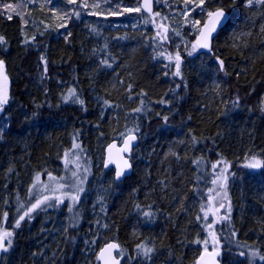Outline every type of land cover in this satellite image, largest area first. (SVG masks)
<instances>
[{
    "label": "trees",
    "instance_id": "obj_1",
    "mask_svg": "<svg viewBox=\"0 0 264 264\" xmlns=\"http://www.w3.org/2000/svg\"><path fill=\"white\" fill-rule=\"evenodd\" d=\"M98 2L109 4L0 0L10 96L0 109V228L11 233L1 264H97L109 240L119 242L122 264H195L209 247L203 202L212 182L200 179L202 161L237 167L264 155V4L195 5L190 16L199 25L218 7L230 18L211 51L188 48L194 31L184 38L177 75L152 16L88 12ZM10 5L19 13L5 10ZM174 7L168 22L180 1ZM130 132L138 136L133 172L115 182L103 150ZM75 140L91 175L74 210L63 201L20 220L32 205L34 176L58 174ZM227 191L231 209L215 227L222 264H264V164L236 169Z\"/></svg>",
    "mask_w": 264,
    "mask_h": 264
},
{
    "label": "rangeland",
    "instance_id": "obj_2",
    "mask_svg": "<svg viewBox=\"0 0 264 264\" xmlns=\"http://www.w3.org/2000/svg\"><path fill=\"white\" fill-rule=\"evenodd\" d=\"M107 1L109 4H105V7H103L100 2H98V5L90 7H93L95 10H101L103 13L112 12L115 15H131L134 17L138 16L139 11H137V9L141 11L139 0ZM178 1H180V7L177 9V12H180V14H176L174 16L176 18L175 20L172 18V16L171 18L169 17L171 22H168L166 18L168 17L167 12L176 10L174 5L177 4ZM81 2H87V0H81ZM155 5L158 6L159 12H154L151 23L155 28V32L159 41L163 43L164 48L162 49V52H164V54L170 60L173 59V61L177 64V49H186V43L184 45L182 44V42L185 41L184 38H187L188 35L193 31L196 34L200 26L198 19H196L195 16H190L192 13L191 11L195 9V5L198 7L200 6V0H155ZM169 5H171L172 8H169ZM10 6L11 8L6 7L5 10H8L11 13H16L15 11L18 12V8L16 9L14 5ZM19 9L21 8L19 7ZM165 25L169 26V31H166L167 28L164 27ZM171 35L174 39H176V41L172 40L175 41L176 44V46L173 44V48H169ZM188 48H190L193 53L198 51L194 41H191ZM5 86H7L9 89V81L8 83H4V81L0 78V96H6L7 101L9 100L10 96L8 91L5 95ZM1 107L2 106H0V108ZM213 158L214 156L212 159ZM61 163L63 171H61L59 174H47L46 176L42 177V173H37L31 183V192L34 195H38V197L42 200L41 202L43 203V207H56V204H62V202L65 201L68 204V208L74 210L79 197L86 189L91 172V164L87 159L81 144L76 140L63 154ZM252 164L263 165L264 158L256 155H250L247 156L241 163H239L237 167L233 163L216 158L212 162L208 160L202 161V172L200 179L202 182H204L203 184L206 182H212L209 187L204 188V192L206 191L205 195L207 196V200L203 202V217L209 225L207 234L204 236V245L214 248L217 246V243H219V236L216 233L215 227L217 224L223 222L226 219V215L231 209L227 191L228 178L236 169L240 170L248 168ZM37 177H39V179H37ZM47 194L50 196V199H47ZM221 205H223V207ZM4 233L7 232L0 228V235H3ZM10 238L11 236L6 237V240ZM251 253V257L261 256L257 252Z\"/></svg>",
    "mask_w": 264,
    "mask_h": 264
},
{
    "label": "water",
    "instance_id": "obj_3",
    "mask_svg": "<svg viewBox=\"0 0 264 264\" xmlns=\"http://www.w3.org/2000/svg\"><path fill=\"white\" fill-rule=\"evenodd\" d=\"M141 8L144 12L148 14H152L153 0H141ZM215 11H217V9L211 12H215ZM223 11L227 19L222 20L220 24L216 25V30L212 32L211 35L210 47L215 35L219 32L220 29L224 27V25L228 22L230 18L229 13L225 9H223ZM208 21H209V17L207 16V18L202 23L195 37L196 45L202 50H209L208 48H204L200 46V44L203 42V38L201 37V32L207 31L205 25L208 24ZM0 75L1 77H4L3 66H0ZM132 137H135V139H132ZM137 142H138L137 135L134 133H129L123 137L120 143L117 140H113L106 145L104 152V160H103L104 169L107 170L109 168H113L114 179L116 182H121L125 179V177L130 176L132 174L133 166L129 159V156L133 148L136 146ZM125 161H127V164L130 165V167L125 166ZM118 171H122V174L120 175L119 179H117ZM118 251H120V244L117 241L110 240L104 243L97 252L98 264H121L124 259V256L123 255L116 256V253ZM2 254H3V250H0V263H1ZM219 255H220V250L218 248L203 249L197 255L195 264H222L219 259Z\"/></svg>",
    "mask_w": 264,
    "mask_h": 264
},
{
    "label": "snow or ice",
    "instance_id": "obj_4",
    "mask_svg": "<svg viewBox=\"0 0 264 264\" xmlns=\"http://www.w3.org/2000/svg\"><path fill=\"white\" fill-rule=\"evenodd\" d=\"M69 2L71 3H75L76 0H69ZM204 0H200V3L203 4ZM247 6H252L253 4H264V0H246ZM9 8H11V6H8ZM137 11H139V9H137ZM78 15V13H77ZM208 17H209V21L208 24L205 25V28L207 29V31H202L201 32V37L203 38V42L200 44L201 47L204 48H208L209 51H211V47H210V39H211V35L212 32H214L216 30V25L220 24L222 20H226L227 17L223 11L222 8L217 9V11L215 12H208ZM9 19H11V15H9L8 17ZM264 30V29H262ZM0 43H3V38L0 37ZM194 50H195V46H194ZM189 55H191V53H189ZM177 64H176V68H177V75H179V55L177 54ZM3 62L0 61V66H2ZM220 66L221 68H223V61H220ZM72 94L74 95V90H72ZM6 96H0V106H2L4 103H6ZM81 104H83V101H80ZM137 111H139V109H137ZM166 119V118H165ZM132 139H135V137H132ZM78 147V146H77ZM125 166L126 167H130V165L127 164V161H125ZM258 165L256 164H252L250 165V167H256ZM122 174V171H118L117 172V179H119L120 175ZM37 179H39V177H37ZM75 199V198H74ZM41 201L37 200L36 203L31 205V208L28 210V212H26L24 214V216L20 217V220H23L25 218V216H28V214L32 211H34L35 209L39 208L41 205ZM223 207V205H221ZM17 226H19V221H17ZM11 233H4L3 235H0V250L3 251H7V247H5V238L6 237H10ZM7 244L8 246H11V239H7ZM151 249H146L145 250V254H147L148 252H150Z\"/></svg>",
    "mask_w": 264,
    "mask_h": 264
},
{
    "label": "bare ground",
    "instance_id": "obj_5",
    "mask_svg": "<svg viewBox=\"0 0 264 264\" xmlns=\"http://www.w3.org/2000/svg\"><path fill=\"white\" fill-rule=\"evenodd\" d=\"M88 12L90 11H92L93 12V8L92 7H90V6H88ZM195 37L196 36H194V38H193V40L192 41H194V43H195ZM195 45H196V43H195ZM104 152H105V147H104V150H103V157H104ZM259 157H261V158H264V155H258ZM58 167H60V172L59 173H61V171H63V167H62V165H61V162H59V164H58ZM133 172V171H132ZM58 173V174H59ZM90 175H91V172H90ZM90 175H89V177H90ZM115 204V203H114ZM115 207H116V205H115ZM220 252H221V249H220ZM220 259V258H219ZM221 260V259H220Z\"/></svg>",
    "mask_w": 264,
    "mask_h": 264
}]
</instances>
